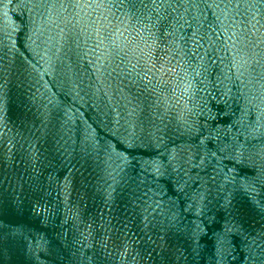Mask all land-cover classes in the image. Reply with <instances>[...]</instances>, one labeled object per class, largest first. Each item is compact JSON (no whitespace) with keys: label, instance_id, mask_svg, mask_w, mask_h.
<instances>
[{"label":"water","instance_id":"95a60500","mask_svg":"<svg viewBox=\"0 0 264 264\" xmlns=\"http://www.w3.org/2000/svg\"><path fill=\"white\" fill-rule=\"evenodd\" d=\"M0 264H264V0H0Z\"/></svg>","mask_w":264,"mask_h":264}]
</instances>
